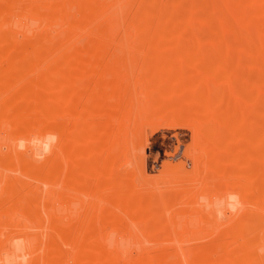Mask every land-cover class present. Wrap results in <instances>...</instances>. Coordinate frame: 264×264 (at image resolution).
Masks as SVG:
<instances>
[{
  "label": "rangeland",
  "instance_id": "1",
  "mask_svg": "<svg viewBox=\"0 0 264 264\" xmlns=\"http://www.w3.org/2000/svg\"><path fill=\"white\" fill-rule=\"evenodd\" d=\"M250 2L255 22L240 23L236 9ZM263 7L264 0H0V259L7 255L9 264H21L27 255L28 264H92L78 254L94 245L100 251L88 254L99 258L95 264H264V156L252 158L249 141H264V41L256 33ZM142 34L163 38L151 39L155 48ZM99 36L111 37L101 57L92 53L102 43ZM36 42L43 55L33 51ZM74 60L78 65H70ZM106 65L112 67L104 73ZM99 80L122 85L105 87ZM70 94L77 96L72 104ZM51 97L63 112L44 115L40 100ZM27 106L39 112L37 122ZM213 111L221 120L201 124ZM63 122L59 135L43 128ZM197 130L200 142L209 141L212 154L221 155L215 154L221 174L207 167L210 160L205 166L197 160ZM34 138L39 145L18 146ZM51 158L65 165L64 175L56 176L62 166L51 167ZM254 161L263 164L259 176L252 173ZM232 194L239 199L230 200ZM132 196L135 208L126 202ZM150 204L154 212L147 208V216L155 217L138 218L135 210Z\"/></svg>",
  "mask_w": 264,
  "mask_h": 264
},
{
  "label": "bare ground",
  "instance_id": "2",
  "mask_svg": "<svg viewBox=\"0 0 264 264\" xmlns=\"http://www.w3.org/2000/svg\"><path fill=\"white\" fill-rule=\"evenodd\" d=\"M241 2H242V1H241ZM255 2H256V0H255ZM243 3H248V2H244V1H243ZM234 4H235V3H234ZM237 4H239V3H237ZM253 4H254V6H255V3H254V2H253V3L250 2V5H249V6L243 4L244 6L242 5V6L239 7V8L237 7V9H236L237 20H238L240 23H243V24H251V23L255 20V17H254V14H253L254 11L252 10V9H254ZM252 7H253V8H252ZM262 9L264 10V7H263ZM233 10H234V8H233ZM251 10H252L253 12H252ZM254 10H255V9H254ZM256 10H257V9H256ZM257 11H258V10H257ZM263 12H264V11H263ZM255 14H256V13H255ZM139 17H140V16H139ZM143 17H144V16H143ZM136 20L139 21V22H138L139 26L144 25L145 23H146V25H147V22H146L145 19H144V20H140V19L137 18ZM148 20H149V19H148ZM137 21H135V22L137 23ZM149 21H150V20H149ZM149 21H148V22H149ZM254 22H255V21H254ZM138 24H136V25H138ZM148 24H149V23H148ZM141 27H143V26H141ZM103 29H104V28H103ZM137 29H138V27H137ZM156 29H157V28H156ZM143 30H144V29H143ZM138 31H139V30H138ZM58 32H59V31H58ZM256 33L258 34V36H260L261 41H262V40L264 41V39H262V34L264 35V20H263V22L261 23L260 27H257V28H256ZM259 33H262V34H259ZM60 34H61V33H60ZM108 34H109V33H108ZM108 34H107V35H108ZM144 34H145V33H144ZM155 34H156V33H155ZM157 34H158V32H157ZM58 35H59V34H58ZM139 35H141V34H139ZM142 35H143V34H142ZM99 37H100V36H99ZM99 37H97L96 39H98ZM137 37H138V36H137ZM100 38H101V39H100ZM100 38H99L98 40H99V41L101 40L102 43H96V44H94V45L92 46V53L95 54V56L98 54L99 57H101V56H102V53L105 51V50H103V49H106V48H105V44H103V42L106 41L107 39L109 40V38H111V37H108V36H102V37H100ZM141 38L148 39V41H150L152 38H156V39H158V41L160 42L161 40H159V39H162L163 36H161V35H160V36H159V35H156V36H149V35H148V36H144V35H143V36H141ZM263 38H264V37H263ZM53 39H54V38H53ZM53 39H52V40H53ZM139 40H142V39H139ZM153 40H154V39H153ZM153 40H151L152 42L150 41V44H149V45H154V42H155L156 40H154V41H153ZM49 41H50V40H49ZM94 41H95V40H94ZM146 41H147V40H146ZM173 41H174V40H173ZM47 42H48V41H47ZM50 42H51V41H50ZM143 42H144V40H143ZM36 43H37V42H36ZM40 43L42 44V42H40ZM45 43H46V42H45ZM105 43H106V42H105ZM152 43H153V44H152ZM161 43H162V42H161ZM41 44H38V43H37V45H35L34 48H33V51H34L36 54L38 53V56H39V55H43V54H40V53L44 52V51H42L43 48H44V46H43V44H42V45H41ZM143 44H144V43H143ZM145 44H146V42H145ZM158 44H159V43H158ZM262 44L264 45V43H262ZM14 45H15V44H14ZM89 45H90V44H89ZM149 45H147V46H149ZM21 46H23V45H21ZM83 46H84V44H83ZM86 46H87V45H86ZM154 46H155V48H156V45H154ZM161 46H162V45H161ZM23 47H24V46H23ZM79 47H80V46H79ZM12 48H13V47H12ZM18 48H20L19 45H18ZM74 48H75V47H74ZM147 48H148V47H147ZM20 49H21V48H20ZM75 49L78 50L77 48H75ZM82 49H83V48H82ZM120 49L122 50V49H124V47L119 48L118 50H120ZM149 49H150V48H149ZM190 49H191V48H190ZM46 50H47V49H46ZM146 50H147V49H146ZM146 50H145V52H146ZM162 50H163V49H162ZM25 51H26V50H25ZM40 51H41V52H40ZM72 51H73V50H72ZM81 51H82V50H81ZM126 51H127V50H126ZM0 52H1V51H0ZM21 52H23V50H22ZM78 52H79V51H78ZM78 52H77V54H78ZM118 52H119V53H122V54H125V55H124L125 57H126V54L129 53V52L124 53V52H125V49H124V52H123V51H121V52L118 51ZM145 52H144V50H143V53H145ZM148 52H149V51H148ZM148 52H147V53H148ZM150 52H151V51H150ZM150 52H149V53H150ZM157 52H159V51L156 50V55L158 54ZM56 53H57V52H56ZM113 53H114V52H113ZM173 53H175V52H173ZM1 54H2V53H0V55H1ZM61 54H62V53H61ZM85 54H86V52H85ZM88 54H90V53H88ZM116 54H117V53H116ZM141 54H142V53H141ZM159 54H160V53H159ZM166 54H167V52H166ZM169 54H171V53H169ZM176 54H177V53H176ZM178 54H179V53H178ZM190 54H191V53H190ZM15 55H16V54H15ZM47 55H48V54H47ZM52 55H53V54H52ZM52 55H51V56H52ZM54 55H55V54H54ZM117 55H118V54H117ZM145 55H146V54H145ZM163 55H164V53H163ZM183 55H184V54H183ZM18 56L21 57V58H22L23 56H24L25 58L27 57V56H25V55H23V54H22V55H19V54H18ZM18 56H16V57H18ZM71 56H72V55H71ZM93 56H94V55H93ZM118 56H120V55H118ZM147 56H149V55H147ZM157 56H158V55H157ZM10 57H11V56H10ZM24 57H23V58H24ZM64 57H67V56H64ZM64 57H63V58H64ZM68 57H70L69 54H68ZM75 57L78 58L77 56H75ZM75 57H74V58H75ZM145 57H146V56H145ZM152 57H153V56H152ZM159 57H160V56H159ZM163 57H164V56H163ZM184 57H185V56H184ZM253 57H254V56H253ZM21 58H13L12 60H13V61L15 60V61H14V62H16L15 65H17V63H20V64H19V66H20V65H22V63H23V62H22L23 59H21ZM74 58H73V59H74ZM76 58H75V59H76ZM88 58H89V57H88ZM88 58H87V60L89 61L90 59H88ZM97 58H98V57H97ZM160 58H161V57H160ZM83 59H84V60H83ZM85 59H86L85 57L82 58V60H83L82 62H83V63H81V64H84V63H85V62H84ZM162 59H163V58H162ZM10 60H11V59H10ZM18 60H19L20 62H19ZM76 60H78V62L80 63L79 60H81V59H80V57H79V58L76 59ZM13 61H12V62H13ZM74 61H75V60H74ZM90 61H91V60H90ZM150 61H151V60H150ZM152 61H153V58H152ZM154 61H155V60H154ZM12 62H11V64L14 63V62H13V63H12ZM33 62H34V61H32V63H33ZM92 62H93V61H92ZM148 62H149V60H148ZM156 62H157V61H156ZM24 63H25V62H24ZM69 63H70V62H69ZM71 63H72V64H71ZM71 63H70V65H72V66H73V64H74V65H75V64L78 65V64H77V61H75V62H72V61H71ZM87 63H88V62H87ZM149 63H150V62H149ZM92 64H94V63H92ZM160 64H162V63H160ZM163 64H164V62H163ZM150 65H151V64H150ZM152 65H153V64H152ZM10 66H11V65H10ZM66 66H67V65H66ZM66 66H64V67H66ZM68 66H69V65H68ZM68 66H67V67H68ZM147 66H149V65H147ZM155 66H156V65H155ZM12 67H13V66H11V68H12ZM14 67H15V66H14ZM17 67H18V66H17ZM17 67H16V69H18ZM80 67H81L82 69H84L83 67H86V65H83V66L81 65ZM105 67H106V69H104V70H106V71H105L104 73H107V72H108L107 70H111V67H112V66L110 67V65H108V66L106 65V66H104V68H105ZM173 67H174V66H173ZM19 68H21V67H19ZM54 68H57V67H54ZM68 68L71 69L70 66H69ZM153 68H154V67H153ZM66 69H67V68H66ZM73 69H74V68H73ZM82 69H80L81 71H80V73H78V74L83 73V72H82ZM86 69H87V67H86ZM18 70H19V69H18ZM57 70H59V69H57ZM74 70H75V69H74ZM87 70H88V69H87ZM90 70H91V69H90ZM156 70H158V69H156ZM84 71H85V69H84ZM19 72H20V71H19ZM62 72H63V71H62ZM71 72H72V71H71ZM87 72H90V71L88 70ZM167 72H168V71H167ZM73 73L75 74L76 72H73ZM73 73H71V75H72ZM233 73H234V72H233ZM236 73H237V72H236ZM263 73H264V72H263ZM1 74H2V73H1ZM83 75H84V73H83ZM261 76H262V75H261ZM71 78H73V77H71ZM71 78L68 79V81H67L68 84H69V83H70V84L73 83ZM66 79H67V78H66ZM66 79H65V80H66ZM259 79H260V78H259ZM39 80H40V79H39ZM65 80H64V81H65ZM100 81H102V82H101L99 85H101V86H105V87H106V86H109V85H110V86H115V87H120V86L122 85L121 82H119V81H116V82L110 81V82H108L109 80H108V81H107V80H99V81H97V83L100 82ZM259 81H260V80H259ZM40 82H41V85L43 86L44 83H43L42 81H40ZM65 82H66V81H65ZM256 82H257V81H256ZM36 83H37V82H36ZM257 83H259V82H257ZM70 84H69V85H70ZM73 85H74V84H73ZM73 85H72V86H73ZM75 85H76V84H75ZM199 85H200V84H199ZM201 85H202V84H201ZM32 86H33V85H32ZM32 86H30V87H32ZM42 86H41V87H42ZM70 86H71V85H70ZM179 86H180V85H179ZM187 86H188V85H187ZM196 86H197V83H196ZM213 86H214V85H213ZM33 87H34V86H33ZM36 87H37V86H36ZM39 87H40V86H39ZM173 87H174V86H173ZM28 88H29V87H28ZM28 88H27V89L25 88V90H28ZM179 88H180V87H179ZM33 89H35V88H31V90H33ZM37 89H39V88H37ZM43 89H44V88H43ZM174 89H175V87H174ZM189 89H190V88H189ZM203 89H204V88H203ZM207 89H208V88H207ZM214 89H215V88H214ZM21 90H22V89H21ZM23 90H24V89H23ZM29 90H30V88H29ZM208 90H209V89H208ZM33 91H34V90H33ZM33 91H32V93H36V94H37V92H33ZM169 91L171 92V90H169ZM169 91H168V92H169ZM195 91H196V90H194V93H195ZM23 92H24V91H23ZM23 92H21V93H23ZM26 92H27V91H25L24 93L27 94ZM168 92H167V94H170V93H168ZM176 92H177V91H176ZM207 93H208V92H207ZM214 93H215V92H214ZM19 94H20V93H19ZM41 94H42V93H41ZM187 94H188V93H187ZM196 94H197V93H196ZM204 94H205V92H204ZM54 95H56L55 92H54ZM54 95H53V96H54ZM58 95H59V94L57 93L56 97H57ZM172 95H173V94H172ZM191 95H192V93H191ZM193 95H194V94H193ZM197 95H198V94H197ZM221 95H222V94H221ZM39 96H40V95H39ZM39 96H38V98L41 99V97H39ZM50 96H52V95H50ZM60 96H61V97H60ZM198 96H199V95H198ZM200 96H202L201 98H203V94L200 95ZM213 96H214V95H213ZM56 97H55V98H54V97H51V98L49 99L48 102L46 101L47 98H46V99L44 98V100H40V102H44V104L41 105L42 107L40 106V108H39L38 111H40V112L43 113V114H44V113H45V114H48L49 112H54V114H58L59 112H63V109H61L62 107H60V109H57V110H56V104H55V102H56V101H55ZM76 97H77V96H73V94H70V95H68L66 101H67L68 103L72 104V103L75 101ZM192 97H195V96H192ZM215 97H216V96H215ZM222 97H223V96H222ZM57 98H58V101H59V98L63 99L62 95H59ZM186 98H187V96H186ZM223 98H224V97H223ZM188 99H189V97H188ZM192 99H193V98H192ZM204 99H205V96H204L203 100H204ZM206 99H207V98H206ZM50 100H51V101H50ZM63 100H64V99H63ZM102 100H103V99H101L99 102H101V103L104 104L105 101L102 102ZM189 100H190V99H189ZM193 100H195V99H193ZM201 100H202V99H201ZM220 100H221V99H220ZM255 100H256V99H255ZM19 101H20V100H19ZM25 101H26V100H25ZM30 101H31V100H30ZM45 101H46V102H45ZM61 101H62V100H61ZM170 101H171V100H170ZM177 101H179V100H177ZM190 101H191V100H190ZM207 101H208V99H207ZM256 101H258V100H256ZM4 102H5V101H4ZM20 102H21V101H20ZM20 102H19V103H20ZM180 102H181V100H180ZM180 102H179V103H180ZM197 102H198V101H197ZM203 102H204V101H203ZM205 102H206V101H205ZM259 102H260V100H259ZM6 103H8V102H6ZM61 103H62V102H61ZM101 103H99V105H100ZM168 103H169V102H168ZM168 103H167V105H169ZM171 103H172V102H171ZM176 103H178V102H176ZM262 103H263V101H262ZM4 104H5V103H4ZM8 104H9V103H8ZM8 104H7V106H8ZM30 104H31V107H33L32 102H31ZM57 104H58V102H57ZM188 104H189V103H188ZM202 104H203V103H202ZM208 104H209V103H208ZM215 104H216V103H215ZM215 104H214V105H215ZM234 104H235V103H234ZM165 105H166V104H165ZM171 105H173V104H171ZM209 105H210V104H209ZM219 105H220V104H219ZM14 106H15V105H14ZM22 106H23V105H22ZM22 106H21V107H22ZM162 106H163V105H162ZM176 106H177V104H176ZM185 106H186V105H185ZM188 106H189V105H188ZM190 106H191V105H190ZM193 106H194V105H193ZM203 106H205V105H203ZM206 106H207V105H206ZM210 106H211V105H210ZM231 106H233V105H231ZM24 107H25V106H24ZM69 107H70V106H69ZM69 107H68V108H69ZM102 107H104V106H102ZM168 107H169V106H168ZM170 107H171V106H170ZM174 107H175V105H174ZM186 107H187V106H186ZM207 107H208V106H207ZM2 108H3V107H2ZM16 108H17V107H16ZM16 108H15V109H16ZM22 108H23V107H22ZM28 108H29V110H30V109L33 110V108H30L29 106H27L26 111H27L28 113H31L30 111H28ZM34 108L36 109L37 107L35 106ZM165 108H167V107H165ZM179 108H180V107H179ZM188 108H189V107H188ZM195 108H196V106H195ZM195 108H194V109H195ZM197 108L200 109V107H197ZM203 108H204V107H203ZM208 108H209V107H208ZM211 108L213 109L212 106H211ZM214 108H216V107H214ZM261 108H263V107H261ZM20 109H21V108H20ZM190 109H192V108L190 107ZM201 109H202V108H201ZM217 109H218V108H217ZM243 109H244V108H243ZM259 109H260V108H259ZM259 109H258V110H259ZM23 110H24V108H23ZM59 110H61V111H59ZM100 110H101V109H100ZM102 110H104V109H102ZM177 110H178V109H177ZM180 110H181V109H180ZM188 110H189V109H188ZM203 110H205L204 112H206V110H207L206 107H205V109H203ZM203 110H202V112H203ZM213 110H214V109H213ZM215 110H216V109H215ZM224 110H225V112H226V109H224ZM228 110H229V109H228ZM231 110H232V112H230V114H229V112H228L229 115H232L233 113H235V112H234V111H235V108H232ZM57 111H58V112H57ZM104 111H106V110H104ZM172 111H173V110H172ZM182 111H183V110H181V111H179V112L182 113ZM207 111H211V110L208 109ZM11 112H12V111H11ZM27 112L24 113V114H22V120H24L25 118L27 119V117H28V113H27ZM32 112H33V114H32V113L29 114V115L31 116V118H33L32 116L34 115V118L31 119V120H35L34 122H37L36 119L39 120V119H38V116H39L40 114H39V112H34V111H32ZM100 112H101V111H100ZM173 112H174V111H173ZM177 112H178V111H177ZM185 112H186V111H185ZM185 112H184V113H185ZM202 112H200V113H202ZM219 112H220V111H213V112H210V113H209V116L206 115V117H207V116H208V117H207L205 120H202V123H201V124H203V125H206V124H208V125H209V124H213L212 122H214V121L220 119V113H219ZM243 112H244V111H243ZM13 113H14V112H13ZM98 113H99V111H98ZM174 113H176V112H174ZM181 113H179V114H181ZM184 113H183V114H184ZM189 113H190V111H189ZM191 113H192V112H191ZM236 113H237V112H236ZM17 114H18V113H17ZM45 114H44V115H45ZM52 114H53V113H52ZM104 114L108 115V113H106V112H105ZM177 114H178V113H176V115H177ZM183 114H182V115H183ZM185 114H187V113H185ZM194 114H195V113H194ZM203 114H206V113H203ZM100 115H101V114H100ZM190 115H192V114H190ZM196 115H197V114H196ZM103 116H104V115H103ZM186 116H187V115H186ZM202 116H203V115H202ZM202 116H201V117H202ZM241 116H242V115H241ZM244 116H245V115H244ZM39 117H40V116H39ZM177 117H181V116L177 115ZM228 117H229V116H228ZM13 118H14V117H13ZM15 118H16V117H15ZM103 118H104V117H103ZM237 118H238V117H237ZM240 118H242V117H240ZM42 119H43V118H42ZM80 119H81V118H80ZM105 119H106V118H105ZM186 119H187V118H186ZM227 119H228V118H227ZM231 119H232V118H231ZM243 119H244V118H243ZM29 120H30V117H29ZM31 120H30V122H31ZM220 120H221V119H220ZM106 121H108V120H106ZM224 121H225V120H224ZM230 121H231V120H230ZM237 121H238V120H237ZM239 121H240V120H239ZM244 121H245V120H244ZM34 122H32V123H34ZM39 122H41V121H39ZM235 122H236L235 120H234V122H233V120L231 121V123H233V124H235ZM64 123H65V122H63V123H58V124L63 125ZM102 123H103V122H102ZM220 123H221V121H220ZM54 124H57V123H54ZM54 124H51V125H50V124H47V125H45L43 128H45L46 130H47V129H48V130H52V131L54 132V134H58V135H59V133H62L63 130L65 129V128H64V125L61 126V127H58L59 125L56 126V125H54ZM68 124H69V123H68ZM103 124H104V123H103ZM214 124H215V123H214ZM238 124H239V123H236V124H235L236 127L239 126ZM11 125H13V124H11ZM35 125H37V124H35ZM70 125H72V123H70ZM217 125H218V124H217ZM220 125H224V124H220ZM255 125H256V123H255ZM257 125H258V124H257ZM67 126H69V125H67ZM201 126H202V125H201ZM227 126H228V125H227ZM97 127H98V126H97ZM228 127L231 128L230 125H229ZM232 127H234V126H232ZM101 128L103 129L104 126H102ZM205 128H206V127H205ZM216 128H217V127H216ZM256 128H258V127H256ZM45 129H44V130H45ZM69 129H70V128H69ZM228 129H229V128H228ZM231 129H232V128H231ZM234 129H235V128H233V130H234ZM21 130H22V129H21ZM48 130H47V131H48ZM98 130H101V129H98ZM106 130H107V129H105V130H101L100 132H102V131L105 132ZM203 130H204V129H203ZM52 131H51V132H52ZM210 131L213 132V130H210ZM229 131H230V130H229ZM240 131H241V130H240ZM21 132H22V131H21ZM223 132H224V131H223ZM47 133H48V132H47ZM200 133H201V132H200L199 130H197V132L195 133V136L192 137V141H193V139H194V141H195V143H194V141H193L194 146H197V145L199 144V146H197V147L194 148V149H195V155H196V157H197V160H199V161L201 162V164L204 162V163H205V164H203L204 166L207 165L206 162H205V160H206V161H207V160H210V161H209L210 163L208 164L207 167L209 168V166H210V168H209L210 170H216V171L218 170V171H219V170H220V165H221V164H220L221 162H219V161H221V159L218 160V158H220V157H217L216 155H219V156H221V155H220V154H216V153H215L216 155H215V154H212V150H211L209 144H207L209 141H207V143H204L205 141H204V142H200V139L198 138V136H199ZM229 133L232 134L233 132L231 131V132H229ZM229 133H228V134H229ZM237 133H238V132H237ZM239 133H240V132H239ZM197 134H198V135H197ZM205 134H207V133H205ZM210 134H211V132H210ZM213 134H214V133H213ZM218 134H219V133H218ZM234 134H235V133H234ZM232 135H233V134H232ZM236 135H237V134H236ZM60 136H61V135H60ZM60 136H59L58 138H60ZM207 136H208V135H207ZM207 136H206V137H207ZM209 136H210V135H209ZM218 136H219V135H218ZM229 136H230V135H229ZM212 137H213V136H212ZM233 137H234V136H233ZM233 137H232V138H233ZM235 137L237 138L238 136H235ZM196 138H197V139H196ZM215 138H216V137H215ZM219 138H220V137H219ZM223 138H224V137H223ZM198 139H199V140H198ZM207 139H208V138H207ZM253 139H254V138H253ZM232 140H233V139H232ZM259 140H262V139L259 138ZM259 140L257 141V140H251V139H249V141L253 142V144L255 145V146H254V145L251 143V145L254 146L253 149H255V150H253V149H252L253 151L251 150V152H253V155H252V153H251L250 156H251V157L254 156V157H252V158H254V159H255V157H257L258 159H261V156H264V155H260V156H259V154L262 153V152H259V149H263V146H262V143H261V142H264V141H259ZM210 141H211V143H212L213 138L210 137ZM222 141H224V140H222ZM249 141H248V142H249ZM224 142H225V141H224ZM234 142H235V141H234ZM209 143H210V142H209ZM217 143H218V142H217ZM226 143L228 144V142H225V144H226ZM244 143H245V142H244ZM244 143H243V144H244ZM214 144H215V141H214ZM223 144H224V143H223ZM240 144H241V143H239V146H240V147H237V148H241V149H242V147H241ZM14 145H15V144H14ZM229 145H230V143H229ZM236 145H238V143L235 144V147H236ZM245 145H246V144H245ZM245 145H244V146H245ZM217 146H218V145H215V147H217ZM225 146H226V145H225ZM230 146H231V145H230ZM244 146H243V147H244ZM226 147H227V146H226ZM260 147H262V148H260ZM12 148H14V147H11V149H12ZM221 148H222V147H221ZM223 148H225V147H223ZM223 148H222V149H223ZM228 148H230V147H228ZM228 148H227V150H230V149H228ZM231 148H232V147H231ZM237 148H236V150H237ZM244 148H245V147H244ZM62 149H63V148H61V150H62ZM219 149H220V148H219ZM225 149H226V148H225ZM13 150H16V148L13 149ZM220 150H221V149H220ZM220 150H218V151H220ZM236 150H235V151H236ZM238 150H239V149H238ZM209 151L211 152L212 155H209V154H208V153H210ZM221 151H222V150H221ZM245 151H246V149H244V152H245ZM213 152H215V151H213ZM230 152H231V150H230ZM238 152H240V151H238ZM56 153H58V150L56 151ZM59 154H60L59 157H61V156L63 155L62 153H59ZM221 154H222V153H221ZM228 154H229V153H228ZM231 154H232V152H231ZM237 154H238V153H237ZM237 154H235V156H236ZM262 154H263V153H262ZM222 155H223V154H222ZM224 155H225V154H224ZM14 156H15V155H14ZM230 156H231V155H230ZM246 156H247V154H246ZM246 156H245V157H246ZM250 156H248V157L245 159V160H246V163H248V160H247V159H248ZM226 157H229V156L226 155ZM238 157H241V156H238ZM61 158H62V157H61ZM51 159H52V160H50L51 162H50V163L48 162L49 165H50L51 167L54 166V167L57 168V165H58L59 163L57 164V162L55 161V160H56L55 158H51ZM54 159H55V160H54ZM232 159H233V160H232ZM236 159H239V158H236ZM236 159H235L234 157H232V158H230V161H232V162L234 161V162H235ZM258 159H257V161H258ZM61 160H63V159H61ZM222 160H223V159H222ZM223 161H225V160H223ZM227 161H228V160H227ZM242 161H243V160H242ZM257 161H254V162H256L255 165H253L254 162H252V166H253V168H252V173H253L254 176H259L258 173H261V174H262V172H260V169H261L263 166H262L261 168H259V166H260V165H263V164H260V163L257 164ZM261 161L264 162V158H263V157H262ZM244 162H245V161H244ZM48 163H47V164H48ZM240 163L243 164L242 162L239 161V164H240ZM246 163H245V165H246ZM62 164H63V163H62ZM218 164H219V165H218ZM59 165H61V164H59ZM61 166H62V168H61L60 166H59V169L57 168L59 171L63 170V166H65V165L63 164V165H61ZM218 167H219V168H218ZM231 167H232V166H231ZM250 167H251V165H250ZM215 168H218V169H215ZM236 168H237V167H236ZM47 169H50V168H47ZM52 170H53V169H52ZM218 171H217V172H218ZM262 171H264V170H262ZM54 172H55V170H54ZM56 172H57V171H56ZM61 172H62V171H61ZM61 172H58V174H56V176L58 177V175H61V174L64 175V173H63V172L61 173ZM220 172H221V171H220ZM220 172H218V173H220ZM229 172H230V171H229ZM234 172H235V170H234ZM234 172H233V174H234ZM238 172H239V171H238ZM52 173H53V172H52ZM59 173H60V174H59ZM105 173H106V172H105ZM236 173H237V172H236ZM103 174H104V173H103ZM220 174H221V173H220ZM54 175H55V174H54ZM54 175H53V176H54ZM104 175H105V174H104ZM225 175H228V173L225 174ZM262 176H263V175H262ZM227 177H229V175H228ZM239 177H240V176H239ZM260 177H261V176H260ZM221 178H222V177H221ZM258 178H259V177H258ZM228 179H230V178H228ZM260 179H261V178H260ZM105 180H106V179H105ZM145 180H147V179H145ZM158 180H159V179H158ZM160 180L162 181V179H160ZM232 180H233V179H232ZM257 180H258V179H257ZM149 181H150V179H149ZM156 181H157V180H156ZM165 181H166V180H165ZM227 181H228V180H227ZM229 181H230V180H229ZM157 182H158V181H157ZM210 183H211V182H210ZM231 183H232V182H231ZM233 183L238 184L239 181H237V182L234 181ZM258 183H259V182H258ZM109 184H110V183H109ZM111 184H112V183H111ZM160 184H161V182H160ZM228 184H229V183H228ZM261 184H262V183H261ZM149 185H150V183H149ZM255 185H258V184H255ZM263 185H264V184H263ZM263 185H262V186H263ZM217 193H218V192H217ZM220 193H221V192H220ZM263 193H264V192H262V194H263ZM241 194H242V193H241ZM243 194H244V193H243ZM243 194H242V195H243ZM155 195H156V194H155ZM221 195H222V194H221ZM256 195L258 196V194H256ZM260 195H261V194H260ZM222 196H225V195H222ZM133 197H134V196L131 197L132 199L130 198V201H126V202H127V204H130V206H133V207H134V205H132V204H133L134 199H136V198H135V197L133 198ZM261 197H262V196H261ZM121 198H122V197H121ZM127 198H129V197H127ZM222 198H223V197H222ZM263 198H264V197H263ZM254 199L256 200L255 197H254ZM136 200H137V199H136ZM187 201L189 202V201H192V200H189V199H188ZM187 201H186V202H187ZM137 202H138V201H137ZM137 202H134V204H136ZM261 202H262V201H261ZM150 203H151V202H150ZM251 203H252V202H251ZM137 204L140 205L139 203H137ZM146 204H147V203H146ZM146 204H145V205H146ZM178 204H179V205H183V207H184V205H186L187 203L185 204L184 202H180V203H178ZM188 204H189V203H188ZM190 204H192V203H190ZM193 204H194V203H193ZM253 204H254V203H252V205H253ZM141 205H142V204H141ZM141 205H140V206H141ZM179 205H175L174 208L176 209V207L179 206ZM261 205H262V204H261ZM148 206H149V205H148ZM148 206H146V208L143 207L142 210H141V209H140V210H135V211H136L135 213L138 212V213H137V214H138V215H137L138 218H142V219H143V217H145V218H144L145 220H143V221H147V220H148L147 218H149V219L152 220V218L155 217V216H152V217H151V215H150V217H151V218H150L149 215L147 216L148 213L146 212V209H147V208H151V210H152V208H153V207L151 206V204H150L151 207H150V206L148 207ZM133 207H132V208H133ZM180 207H181V206H180ZM190 207H191V206H190ZM190 207H189V208H190ZM195 207H196V205H195ZM130 208H131V207H130ZM134 208H135V207H134ZM181 208H182V207H181ZM136 209H139V208L136 207ZM183 209H184V208H183ZM191 209H193V208H191ZM262 209H263V208H262ZM148 210H149V209H148ZM188 210H189V209H188ZM194 210H195V209H194ZM198 210H199V209H198ZM258 210H260V209H258ZM149 211H150V210H149ZM152 211L154 212V210H152ZM175 211H176V210H175ZM178 211L182 212L181 209L177 210V212H178ZM184 211H185V210H184ZM196 211H197V210H196ZM200 211H202V210H200ZM180 212H179V213H180ZM179 213H178V214H179ZM185 213H186V212H185ZM185 213H184V215H186ZM193 213H194V212H193ZM199 213H200V212H199ZM263 213H264V212H263ZM208 214H209V213H208ZM208 214L205 215L206 218H207ZM182 215H183V214H182ZM175 216H177V215H174V217H175ZM257 216H259V215H257ZM137 217H136V214H135V219H134V220H137V221H138L139 219H136ZM146 217H147V218H146ZM172 217H173V216H172ZM179 217H182V216H179ZM186 217H187V216H186ZM188 217H189V216H188ZM193 217H194V216H193ZM199 217H200V215H199ZM176 218H178V217H176ZM194 218H195V217H194ZM201 218H202V217H201ZM256 218H257V217H256ZM256 218H255V219H256ZM258 218H259V217H258ZM204 219H205V218H204ZM151 220H150V221H151ZM182 220H183V219H182ZM192 220H193V219H192ZM202 220H203V219H202ZM137 221H136V222H137ZM180 221H181V220H180ZM257 221H258V220H257ZM141 222H142V220H141ZM255 222H256V221H255ZM257 223H259V222H257ZM189 224H191V222H190ZM192 224H193V223H192ZM209 225H210V224H209ZM218 228H219V227H218ZM215 230H216V229H215ZM217 230H218V229H217ZM63 233H64V231H60V234H63ZM213 233H214V232H213ZM211 248H212V247H211ZM92 249H97L98 251H100V250L98 249L97 246L94 248V245H91L90 247H87V248H86V247H85V248H82V249L79 251V254H78L79 258H80L82 261H86V262H90V263H92V264H95L99 258L96 257V256H92V257L89 256V254H88L89 252H88V251H91ZM211 251H212V250H211ZM106 255H107V254H106ZM106 255H105V257H106ZM192 257H194V255H192ZM213 257H214V256H213ZM199 258H200V257H199ZM215 258H216V257H215ZM100 259H101V258H100ZM186 259H189V258H186ZM186 259H185V260H186ZM197 259H198V257H197ZM189 260H190V259H189ZM193 260H194V259H193ZM199 260H200V259H198L197 261H199ZM94 261H95V262H94ZM199 262H201V261H199ZM203 262H204V261H203ZM217 262H218V261H217ZM87 264H88V263H87ZM210 264H211V263H210Z\"/></svg>",
  "mask_w": 264,
  "mask_h": 264
},
{
  "label": "clouds",
  "instance_id": "3",
  "mask_svg": "<svg viewBox=\"0 0 264 264\" xmlns=\"http://www.w3.org/2000/svg\"><path fill=\"white\" fill-rule=\"evenodd\" d=\"M33 144V145H39L40 141L36 140L35 138L32 141H27V140H20L18 142V146L21 148V150H23L27 145L29 144ZM45 151L46 152H50L52 145L51 144H45L44 145ZM229 199H239L238 195L236 194H232L229 196ZM206 198L205 197H201V202H205ZM211 209V206L208 207V210ZM218 216H222V213H217ZM261 254H264V248L260 249ZM28 260H29V256L27 255H23L21 257V264H28ZM0 264H9V257L7 255H5V257L3 259H0Z\"/></svg>",
  "mask_w": 264,
  "mask_h": 264
}]
</instances>
